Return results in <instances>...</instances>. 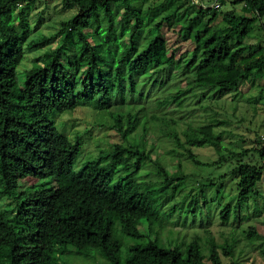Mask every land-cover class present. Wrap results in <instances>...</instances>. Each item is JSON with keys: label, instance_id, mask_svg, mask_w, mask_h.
Returning <instances> with one entry per match:
<instances>
[{"label": "trees", "instance_id": "obj_1", "mask_svg": "<svg viewBox=\"0 0 264 264\" xmlns=\"http://www.w3.org/2000/svg\"><path fill=\"white\" fill-rule=\"evenodd\" d=\"M35 1L0 0V200L4 195L12 198L6 202L9 208L0 210V264H68L69 254L85 258L98 254L107 264H122L115 222L123 237L142 240L144 233L149 234L143 246L128 250L123 264H207L205 259L222 264L220 251L223 257L233 252L227 245L220 248L212 242L204 256L197 240L182 253L178 247L163 246L158 234L154 237L155 226H162L154 211L166 187L153 191L138 180L142 167L153 161L142 143H128L141 123L143 109L132 113L130 108L126 115L110 109L115 93L120 100L113 111L136 102L144 79L153 72L166 77L159 83L162 87L171 81L172 72L187 83L186 90L165 102L177 108L192 89L211 92L221 100L264 73V45L244 43L264 18V0H235L233 4H243L245 15L227 11L221 27L213 22L220 7L217 2L223 0L209 4L161 0L146 9L142 3L148 0H61L63 9L75 13L60 23L55 34L26 44ZM183 5L192 7V17L179 14ZM164 23L178 25L181 37L193 48L177 56L161 37ZM56 40L54 49L45 50L39 62L19 73L25 50L43 49ZM127 93L131 102L125 100ZM82 104L109 112L123 142L99 150L75 171L80 138L71 141L47 117L72 112ZM219 124L188 127L184 144L176 133L167 136L178 147L187 146V158L196 166L191 151L195 147H211L219 162H225L222 135L213 130ZM256 152L264 161V146ZM154 162L159 177L169 185L172 179L166 169ZM263 174L264 163L240 162L229 172L237 182L240 204L249 200ZM47 177L53 180L51 188L26 184ZM23 180L25 190L16 193ZM208 184L213 186L211 181ZM229 216L227 205L220 219L227 223ZM253 235V230L247 234ZM260 253L264 257V249Z\"/></svg>", "mask_w": 264, "mask_h": 264}, {"label": "rangeland", "instance_id": "obj_2", "mask_svg": "<svg viewBox=\"0 0 264 264\" xmlns=\"http://www.w3.org/2000/svg\"><path fill=\"white\" fill-rule=\"evenodd\" d=\"M160 1L148 0L142 3V7L146 9ZM201 1L205 4L212 2ZM234 1L223 0V4L217 2V6L220 7L213 22L215 26H223V14L232 9L236 16L245 15L242 11L243 4L235 5ZM74 13L73 9L62 8L61 0H36L29 14L26 44L40 36L55 34L60 23ZM183 13H186L187 18L194 15L192 7L185 5L179 11L180 15ZM179 28L178 25L169 27L164 23L161 30V37L167 40L171 50H176L177 56L193 48L192 43L183 40L181 37L183 33L181 34ZM244 43L264 45V18L257 21L252 36L245 39ZM57 45L56 40L43 49L25 50L18 67L19 73L29 70L45 50L54 49ZM187 58L188 56H185V60ZM171 77L168 85L162 87L159 83L166 79L163 73H151L144 79L143 92L136 102H132L129 107L126 105L113 111L115 104L120 100L119 95L115 93L112 98L113 108L110 109V112L122 115H126L130 108L132 113L143 109L140 114L141 123L136 132L129 136L128 143L134 144L137 141L142 143L145 151L150 152L153 161L142 167L137 175L138 180L147 184L153 191L166 187L165 192L160 193L161 200L154 211L162 226L156 225L153 235L155 237L158 234V238L164 242L163 246L178 247L182 253L189 242L197 240L204 256L207 255L212 242L220 248L227 245L233 252L229 257H223L220 251L222 264H264V257L260 253L264 249V174L245 204L238 201L237 182L229 175L240 162L259 166L264 163L256 152L264 146V92H260L264 89V73L249 83L240 84L237 92L221 100H215L211 92L201 94V89H192L181 97L183 103L179 108L165 102L177 91L186 90L187 83L180 81L181 77L175 72L171 73ZM125 100L131 102L128 93ZM47 119L55 125L59 133L71 141L76 137L80 138L81 149L74 165L75 171L85 161L94 159L99 150L123 142L119 132L113 129V116L109 112L97 111L92 105L82 104L72 112L59 116L50 114ZM216 122L220 124L213 130L215 134L222 135V145L226 149L223 152L225 162H219V155L213 148L195 147L191 151L199 163L196 166L187 158L185 150L187 146L178 147L174 139L167 136L168 133H176L184 144L183 133L188 127L198 128ZM124 126L123 121L121 128ZM154 161L166 169L168 177L172 179L169 185L165 186L159 177ZM209 181L213 186H209ZM26 184L51 188L53 180L47 177ZM1 187L0 184V191ZM25 188V181H19L16 193ZM8 199L12 198L4 195L0 200V210L9 208L6 205ZM227 205L230 207V216L228 222L224 223L220 219V213ZM250 230L254 231L251 238L247 236ZM114 235L122 242L120 254L122 264L129 257L128 250L134 246H143L149 237L147 233H144L142 240L123 237L118 232V222L114 224ZM81 257L69 254L65 259L68 264H107L98 254L87 258L84 255ZM205 263L210 264L206 259Z\"/></svg>", "mask_w": 264, "mask_h": 264}, {"label": "built area", "instance_id": "obj_3", "mask_svg": "<svg viewBox=\"0 0 264 264\" xmlns=\"http://www.w3.org/2000/svg\"><path fill=\"white\" fill-rule=\"evenodd\" d=\"M193 3H197L198 1L197 0H191Z\"/></svg>", "mask_w": 264, "mask_h": 264}]
</instances>
